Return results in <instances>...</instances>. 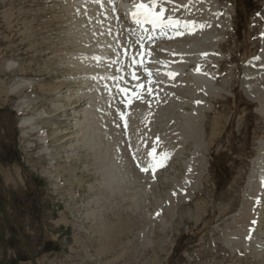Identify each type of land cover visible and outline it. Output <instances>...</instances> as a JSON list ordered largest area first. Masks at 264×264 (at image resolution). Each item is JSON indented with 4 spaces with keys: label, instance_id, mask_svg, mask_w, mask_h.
<instances>
[{
    "label": "rangeland",
    "instance_id": "374dc122",
    "mask_svg": "<svg viewBox=\"0 0 264 264\" xmlns=\"http://www.w3.org/2000/svg\"><path fill=\"white\" fill-rule=\"evenodd\" d=\"M76 1L0 0V264H264V197L249 234L252 218L241 214L256 158L264 159V77L252 76V62L249 74L244 63L231 65L261 50L255 31L262 24L254 31L250 25L262 0H245V10L242 0H219L221 11L228 1L235 7L222 46L227 92L207 114V150L197 147L206 165L196 158L188 199L179 191L183 200L175 202L193 142L179 158L160 162L156 182L145 177L152 172L141 173L146 156L126 142L116 121L97 128L95 149L78 145L74 119L85 105L64 97L80 90L69 60L87 44L98 46L99 33L80 10L83 0ZM28 117L32 124L22 125ZM107 135L116 150L104 147Z\"/></svg>",
    "mask_w": 264,
    "mask_h": 264
},
{
    "label": "bare ground",
    "instance_id": "6f19581e",
    "mask_svg": "<svg viewBox=\"0 0 264 264\" xmlns=\"http://www.w3.org/2000/svg\"><path fill=\"white\" fill-rule=\"evenodd\" d=\"M81 1L78 0L76 3ZM83 1L80 10L92 18V33L98 30L99 40L97 41L99 43L97 42L98 46L94 47L85 45V53H80L75 59L72 57L70 59V55L68 57L70 59L69 64L73 68L70 70L76 71V73L73 72L75 75L69 76L78 82L80 90L67 92L64 97L67 102L72 98H82L85 105L80 111H77V118L74 119L73 125L79 147L84 145L90 149H95L97 139L100 137V134H96L97 128L102 124L112 125L116 121L118 126L122 125L121 129L127 136L126 142L143 151L142 154L146 158H143L141 163L147 167V171L153 173L145 177L153 182L154 173L156 174L159 170L160 162L166 161L173 155L179 158L186 142H193L194 149L191 159L183 161L186 165L187 176L181 180L183 183L176 184L171 202H175L178 197H180L178 198L179 201L183 200V197L178 195L179 191L185 199H188L187 193H189L188 189L191 187V179L193 178L189 169L190 166L197 171L196 158L198 156L203 164V169L206 165L205 156L203 157V154L198 153L201 150L197 151V147L202 151L207 150L208 143L204 137L207 114L214 109V100L219 98L221 93L227 92L225 85L228 84L230 77L223 78L221 76L219 63L225 58L222 46L223 42L226 41L227 28L230 22L234 20L235 7L231 3L232 1L227 3L226 7L223 8L224 11L220 10L219 0L161 1L162 8L177 17L178 21L171 27L179 30L182 36H176L167 28H161L157 34H154L127 24L121 9L129 0ZM71 19L73 20V18ZM257 22L258 24L253 27L252 31L259 25V21ZM76 29L78 30V28ZM189 29L193 32L188 31ZM258 31L261 32V35L256 37V43L261 44V50L257 56H254L255 58H250L249 55L245 57L243 73L249 74L251 72L249 64L252 62V67L256 68V74L252 76L264 77V72L259 70L261 69L260 66L264 65V22ZM73 33L76 35V32ZM164 34L170 35L164 37ZM80 37L83 38V36ZM143 44L151 51L143 59H137ZM134 48L137 52L134 51ZM65 54L67 55V53ZM86 57L88 59H85ZM93 57L99 58V60L93 59ZM133 59L137 60L136 65H133ZM91 63L96 64V66L91 67ZM86 65H90V67L87 68ZM169 70L174 72V77L171 80L165 77V73ZM146 72L151 73V76L146 75ZM133 73L137 79L132 78ZM92 77H97V79L94 80ZM219 80L221 83H218ZM141 85L143 87H140ZM255 86H258L256 82L249 85L251 89ZM261 87L264 88V85ZM122 90H125L127 95ZM245 90L250 97L253 96L248 88ZM74 93L76 94L74 95ZM262 96L264 97V92ZM257 100L260 101V97H257ZM60 106L63 108L64 104ZM185 107H188L189 110ZM121 116L124 117L123 120ZM31 119V117L23 118L22 125L32 124ZM40 133L41 139H45L44 130H41ZM106 138L108 139L105 141L104 147L109 148L110 151L116 150L118 146L115 144V149H113L112 138L109 135ZM153 147L155 155L152 159L148 156V151ZM140 155L138 154L137 158H140ZM259 156L260 154L256 158V165L248 179L251 194L249 192L244 197L246 206L241 209L244 220L248 217L254 219L260 206L259 201L264 197V159ZM141 173L145 175L144 171ZM158 175L160 176V174ZM113 177L118 178L117 175ZM173 179L175 180V178ZM181 181H177V183ZM193 182L198 184L199 181L195 177ZM249 228L247 227L245 230L249 231Z\"/></svg>",
    "mask_w": 264,
    "mask_h": 264
},
{
    "label": "snow or ice",
    "instance_id": "6c2138e0",
    "mask_svg": "<svg viewBox=\"0 0 264 264\" xmlns=\"http://www.w3.org/2000/svg\"><path fill=\"white\" fill-rule=\"evenodd\" d=\"M155 8H156V0H152L151 7L141 3V4L138 5L137 11H135V12H133L131 14L132 18H133V20L135 22L139 23L140 22V17H143L146 22L153 23V24H156L157 26H159V23L162 22L164 10L160 9L159 13H157V12L154 11ZM171 23H173V22L171 21V19H169V24H171ZM85 59H88V58L86 57ZM93 59L99 60V58H96V57H93ZM132 63H133V65H136L137 64V60L133 59ZM145 74L148 75V76H151V73H147L146 72ZM165 74L169 75V78H173L174 77V74H170V73H165ZM132 78L133 79H137L135 73L132 74ZM92 79L95 80V79H97V77H92ZM101 79H103V78H101ZM121 79H122V77H121ZM140 87H143V85H141ZM122 91H124V94L127 95L125 90H122ZM121 119L123 120L124 117L121 116ZM147 170L148 169H146V168H141V171H147Z\"/></svg>",
    "mask_w": 264,
    "mask_h": 264
}]
</instances>
